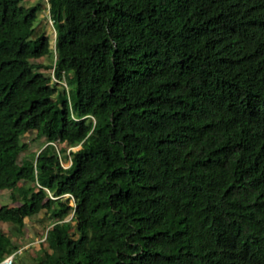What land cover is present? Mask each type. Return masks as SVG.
<instances>
[{
	"label": "trees",
	"instance_id": "trees-1",
	"mask_svg": "<svg viewBox=\"0 0 264 264\" xmlns=\"http://www.w3.org/2000/svg\"><path fill=\"white\" fill-rule=\"evenodd\" d=\"M24 1L0 0V223L44 213L35 264H264V0H45L53 42Z\"/></svg>",
	"mask_w": 264,
	"mask_h": 264
},
{
	"label": "rangeland",
	"instance_id": "rangeland-1",
	"mask_svg": "<svg viewBox=\"0 0 264 264\" xmlns=\"http://www.w3.org/2000/svg\"><path fill=\"white\" fill-rule=\"evenodd\" d=\"M40 2V11L38 12V22L34 25L35 35L45 34L49 38L50 42L54 41L55 31L52 27V22L49 19L48 8L45 0H25L23 5L25 7H29L34 5L35 3ZM54 56L50 58L41 59L40 62L43 66L48 67L42 69L46 73L51 74L53 69H50L49 66L54 64ZM53 78V77H52ZM54 82H57L56 79L53 78ZM61 84L64 85V82L61 81ZM34 134L29 133L26 134L22 141L27 142L30 145L31 151H37L39 148V143L33 141ZM41 140L40 142H43ZM60 145H57L59 149ZM80 147H74L67 149V154L69 151H76ZM67 154H61V163L64 168L69 167L70 161L66 158ZM1 205H9L13 204L9 201V192L8 191H0V206ZM44 213L41 212L39 215L33 219H25L24 227L21 231L17 230L16 226L10 224H1L0 223V231L5 233L14 244H16L19 248L17 251L16 261L20 264H35L33 261L34 256L36 255L39 248L44 245V237L46 231L50 228V221L43 219ZM73 217V213L70 212L67 216L64 217V221H69Z\"/></svg>",
	"mask_w": 264,
	"mask_h": 264
},
{
	"label": "built area",
	"instance_id": "built-area-1",
	"mask_svg": "<svg viewBox=\"0 0 264 264\" xmlns=\"http://www.w3.org/2000/svg\"><path fill=\"white\" fill-rule=\"evenodd\" d=\"M17 252L5 257L0 264H13L17 257Z\"/></svg>",
	"mask_w": 264,
	"mask_h": 264
}]
</instances>
